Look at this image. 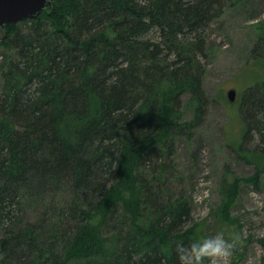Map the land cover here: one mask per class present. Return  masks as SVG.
<instances>
[{
  "label": "trees",
  "instance_id": "16d2710c",
  "mask_svg": "<svg viewBox=\"0 0 264 264\" xmlns=\"http://www.w3.org/2000/svg\"><path fill=\"white\" fill-rule=\"evenodd\" d=\"M245 1L51 0L0 28L13 52L0 65V264H208L176 153L209 109L210 25ZM254 28L263 77L242 92L236 155L260 189L264 20ZM229 175L219 221L237 196Z\"/></svg>",
  "mask_w": 264,
  "mask_h": 264
},
{
  "label": "rangeland",
  "instance_id": "374dc122",
  "mask_svg": "<svg viewBox=\"0 0 264 264\" xmlns=\"http://www.w3.org/2000/svg\"><path fill=\"white\" fill-rule=\"evenodd\" d=\"M261 20L264 0H246L211 23L203 79L209 109L204 123L194 131L193 142L182 140L176 153L193 218L206 223L209 255L215 254L217 240L222 237L229 264H259L264 254L258 243L264 236V176L260 177V189H256L252 181L255 168L236 155L244 134L239 115L242 92L263 77L261 67L251 64L249 57L256 38L254 25ZM3 35L0 31V41ZM6 56L13 57V52L0 45V65ZM229 91L235 92L232 102ZM226 170L234 175L228 176L230 180L238 178V191L228 218L219 221L215 210L221 201L219 185Z\"/></svg>",
  "mask_w": 264,
  "mask_h": 264
},
{
  "label": "water",
  "instance_id": "95a60500",
  "mask_svg": "<svg viewBox=\"0 0 264 264\" xmlns=\"http://www.w3.org/2000/svg\"><path fill=\"white\" fill-rule=\"evenodd\" d=\"M50 8L51 0H0V28L36 19ZM234 94L228 92L229 101H234Z\"/></svg>",
  "mask_w": 264,
  "mask_h": 264
},
{
  "label": "built area",
  "instance_id": "2783aa9c",
  "mask_svg": "<svg viewBox=\"0 0 264 264\" xmlns=\"http://www.w3.org/2000/svg\"><path fill=\"white\" fill-rule=\"evenodd\" d=\"M226 242L219 238L217 240V250L214 255L210 257L209 264H229V259L227 256Z\"/></svg>",
  "mask_w": 264,
  "mask_h": 264
}]
</instances>
